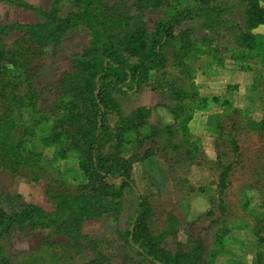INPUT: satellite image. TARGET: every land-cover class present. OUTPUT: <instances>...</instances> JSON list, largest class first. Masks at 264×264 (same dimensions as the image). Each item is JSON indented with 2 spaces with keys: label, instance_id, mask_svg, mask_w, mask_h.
<instances>
[{
  "label": "trees",
  "instance_id": "1",
  "mask_svg": "<svg viewBox=\"0 0 264 264\" xmlns=\"http://www.w3.org/2000/svg\"><path fill=\"white\" fill-rule=\"evenodd\" d=\"M239 1L245 12L243 24L227 18V7L214 0H195V5L182 0H135L129 6L122 0L113 4L106 0H54L47 9L25 0L11 1L33 11L37 20L0 24V170L18 173L26 168L33 181H39L40 171L51 160L43 152L25 147L37 139L47 146L61 144V154L76 159L88 183L78 193L48 187L52 211L27 202L21 193L11 194L5 205L0 191V264H80L76 258L85 252L83 222L110 212L119 214L127 190L135 195L137 206L124 238L148 264H208L226 252L231 227L224 217L225 192L233 163L218 161V207L222 215L206 228L219 227L212 236V246L201 234L186 228L181 230L176 248H166L164 242L178 236L180 229L170 223L159 235L152 231L155 204L163 189L153 185L142 193L133 174L136 163L143 164L164 145L173 151L175 160L194 162L199 141L185 143L179 138L182 132L190 131L195 113L217 105L229 114V97L200 93L189 57L212 56L223 67L221 52L225 50L235 68L243 74L252 73L251 89L258 88L262 70L254 65L264 66V0ZM64 3L72 7L65 14ZM159 7L167 8V16L149 26V10ZM197 17L204 19L213 36L200 40L191 28L177 31L186 20ZM78 27L90 31V44L73 59V69L65 71L53 85L58 99L52 109L40 110L37 102L44 88L35 83V74L29 73V52L20 44L12 49L5 38L21 32L26 43L59 47L67 33ZM220 31L231 36L235 45H220ZM214 43L218 45L213 47ZM168 50H172V61L180 69V76L172 83L161 79L171 60ZM144 85L170 92L163 104L173 115V123L164 124L159 115L153 119L158 104L124 111L117 94L137 93ZM235 87L229 84L227 89ZM25 110L32 112L28 119ZM261 125L264 130V113ZM218 126L222 127L220 117ZM233 144L238 151L236 141ZM263 221L258 218L252 227L260 243H264ZM28 230L42 233L39 246L13 255L11 243ZM263 263L264 253L257 251L253 264ZM83 264H103V260L98 256Z\"/></svg>",
  "mask_w": 264,
  "mask_h": 264
},
{
  "label": "rangeland",
  "instance_id": "2",
  "mask_svg": "<svg viewBox=\"0 0 264 264\" xmlns=\"http://www.w3.org/2000/svg\"><path fill=\"white\" fill-rule=\"evenodd\" d=\"M11 1L0 0V24L9 25L17 21L30 23L37 20L33 11L16 6ZM25 1L47 9L54 0ZM106 1L113 4L119 0ZM122 1L129 6L135 0ZM182 1L195 5V0ZM214 2L227 7V18H236L241 24L244 23L245 12L239 0ZM61 7L63 14L72 9L66 3ZM167 14L166 7L149 10L146 18L149 26H153ZM184 28H191L195 37L200 40L213 36V31L205 27V21L200 17L186 20L177 31ZM21 37V32H15L7 36L5 41L12 49L19 48L20 44L24 50H28L29 73H34L35 83L44 88L37 106L40 110L50 111L58 99L53 85L65 71L73 69L72 61L89 46L91 33L86 27L70 30L59 47L32 41L26 43ZM218 37L220 45H235L232 37L223 31L219 32ZM217 45L218 43L212 44L213 47ZM167 54L171 60L164 76L161 74V79L172 83L180 76V69L172 61V50H168ZM221 55L225 60L223 67L218 66L217 60L212 56L192 55L188 59L197 72L195 82L200 93L224 95L232 100L229 114L217 105L211 106L207 111H197L190 123V131L180 134L179 139L185 143L199 141L198 157L194 162L177 161L173 158V151L164 145L157 155L146 159L143 164L136 163L133 175L142 193H146L153 185L163 189L159 202L155 204L156 216L152 231L159 235L170 223H176L180 229L178 236L172 235L164 242L166 248L174 250L178 239L182 238L181 230L186 228L197 236L201 234L207 239L208 245L212 246V236L219 227L208 231L206 228L213 219L222 215L218 207V161L233 163L229 176L230 184L225 192L224 217L231 227L228 245L224 254L211 259L208 264H253L257 251L264 253V243L259 242L252 230V227L257 225L258 218L264 219V130L261 125L264 113V66L254 65L257 70H262V75L257 79L258 88L253 90L252 73L243 74L235 68L225 50ZM229 84H235L237 87L228 90ZM25 88L26 84L20 89L22 93ZM169 94L167 89L153 90L144 85L137 93L117 94V97L126 113L140 105L158 104L153 119L159 115L163 123H167L169 120L174 121L173 115L163 104L168 101ZM24 114L28 119L32 112L25 110ZM219 117L222 127L218 126ZM233 141L239 146L238 151H235ZM25 145L35 152H43L51 161L45 171H40L39 181H33L26 168L20 169L18 173L1 169L0 191L4 194L5 205L11 194L21 193L27 202L52 211L53 204L47 196L48 187L76 193L86 189L87 176L78 169L75 158L61 154V144L47 146L36 139ZM153 178H156L157 182H154ZM136 206L135 195L127 190L124 206L119 214L110 212L99 219H86L82 225L85 252L77 256L78 263L83 264L99 256L103 264H148L124 238V232L130 226V218ZM41 237L42 233H31L28 230L26 234L15 238L9 251L17 255L37 248ZM59 239L56 238L57 241Z\"/></svg>",
  "mask_w": 264,
  "mask_h": 264
},
{
  "label": "crops",
  "instance_id": "3",
  "mask_svg": "<svg viewBox=\"0 0 264 264\" xmlns=\"http://www.w3.org/2000/svg\"><path fill=\"white\" fill-rule=\"evenodd\" d=\"M200 56H202V55H200ZM170 113H171V112H170ZM171 116H172V115H171ZM172 118H173V117H172ZM209 118H210V117H209ZM193 119H194V118H193ZM192 121H193V120H192ZM192 121H191V122H192ZM171 123H173V120H169V122H167V123L164 122V124H171Z\"/></svg>",
  "mask_w": 264,
  "mask_h": 264
}]
</instances>
